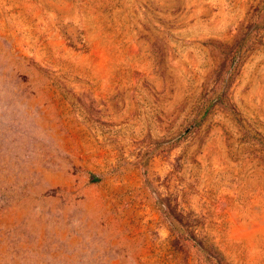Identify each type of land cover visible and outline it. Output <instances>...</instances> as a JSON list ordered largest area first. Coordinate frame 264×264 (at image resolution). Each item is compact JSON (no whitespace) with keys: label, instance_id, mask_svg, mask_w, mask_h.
I'll return each instance as SVG.
<instances>
[{"label":"rangeland","instance_id":"obj_1","mask_svg":"<svg viewBox=\"0 0 264 264\" xmlns=\"http://www.w3.org/2000/svg\"><path fill=\"white\" fill-rule=\"evenodd\" d=\"M0 264H264V0H0Z\"/></svg>","mask_w":264,"mask_h":264}]
</instances>
